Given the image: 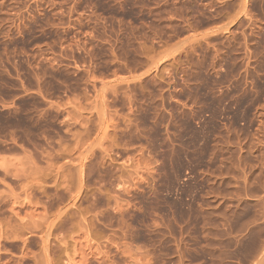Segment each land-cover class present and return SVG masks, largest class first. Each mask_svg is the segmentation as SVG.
<instances>
[{
  "label": "rangeland",
  "instance_id": "obj_1",
  "mask_svg": "<svg viewBox=\"0 0 264 264\" xmlns=\"http://www.w3.org/2000/svg\"><path fill=\"white\" fill-rule=\"evenodd\" d=\"M0 264H264V0H0Z\"/></svg>",
  "mask_w": 264,
  "mask_h": 264
}]
</instances>
